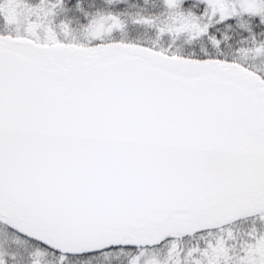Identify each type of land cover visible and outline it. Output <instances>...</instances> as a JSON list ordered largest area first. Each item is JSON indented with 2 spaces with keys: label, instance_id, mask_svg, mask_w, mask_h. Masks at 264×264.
<instances>
[{
  "label": "snow or ice",
  "instance_id": "1",
  "mask_svg": "<svg viewBox=\"0 0 264 264\" xmlns=\"http://www.w3.org/2000/svg\"><path fill=\"white\" fill-rule=\"evenodd\" d=\"M0 264H264V0H0Z\"/></svg>",
  "mask_w": 264,
  "mask_h": 264
}]
</instances>
